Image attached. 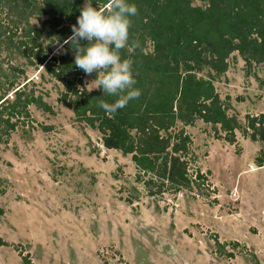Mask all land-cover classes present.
<instances>
[{"label": "rangeland", "instance_id": "obj_1", "mask_svg": "<svg viewBox=\"0 0 264 264\" xmlns=\"http://www.w3.org/2000/svg\"><path fill=\"white\" fill-rule=\"evenodd\" d=\"M21 1L0 0V103L19 89L20 99L39 97L51 111L29 105L14 129L0 124V238L7 242L0 264H22L21 255L33 264H264V143L236 130L229 145L216 138L218 126L177 121L172 132L189 139L184 159L193 183L154 192L135 180L128 155L105 149L100 134L59 101L62 84L20 55L27 25L40 30L48 56L64 52L43 25V2L24 8ZM226 62L223 74L207 67L195 74L212 82L226 115L243 127L246 115L264 114V61L246 64L232 52ZM95 75L83 72L76 87L95 91L88 85Z\"/></svg>", "mask_w": 264, "mask_h": 264}, {"label": "trees", "instance_id": "obj_2", "mask_svg": "<svg viewBox=\"0 0 264 264\" xmlns=\"http://www.w3.org/2000/svg\"><path fill=\"white\" fill-rule=\"evenodd\" d=\"M204 7L192 6L191 0H127L135 4L138 14L131 17L130 39L139 47L121 50V57L133 60L134 78L141 95L126 107L109 115L99 101L113 103L117 98L103 94L102 89L86 92L76 87L83 71L74 64L75 52L65 43L77 24L83 0H41L38 13L46 15L43 25L49 36L64 49L58 56H48L37 40L40 30L27 25L17 41L20 55L29 63L42 67L63 86L59 101L69 107L77 121L100 134L107 150L129 155L136 181L161 189L189 188L193 181L187 174L189 139L183 132H172L177 121L189 125L194 119L218 126L222 139L235 142V131L250 141L264 143V114L246 115L240 126L227 116L212 82L196 76L202 67L216 74L227 68L226 59L235 52L246 64L264 61V0H195ZM33 0H22L28 8ZM97 9L105 10L108 0H90ZM107 11V10H105ZM151 51H144L146 43ZM81 46H87L81 41ZM17 89L14 98L0 107V124L14 129L18 119H28L27 106L50 112L39 97L23 95ZM0 103V104H1ZM13 118L16 120L11 121ZM264 158V154L262 155ZM261 165L262 160H256ZM194 181L203 183L199 171ZM1 214V209H0ZM0 245L7 242L0 238ZM228 255H231L230 253ZM22 264H33L21 255Z\"/></svg>", "mask_w": 264, "mask_h": 264}, {"label": "clouds", "instance_id": "obj_3", "mask_svg": "<svg viewBox=\"0 0 264 264\" xmlns=\"http://www.w3.org/2000/svg\"><path fill=\"white\" fill-rule=\"evenodd\" d=\"M106 10L97 9L90 0H85L77 24L71 26L72 35L65 43L74 49L77 68L86 75L97 74L88 85L117 98L113 103L100 100L98 105L113 115L141 95L135 88L133 60L121 57L122 49L139 47L138 41L130 39L131 17L138 14V9L127 0H108ZM81 41H86L87 46H81Z\"/></svg>", "mask_w": 264, "mask_h": 264}, {"label": "crops", "instance_id": "obj_4", "mask_svg": "<svg viewBox=\"0 0 264 264\" xmlns=\"http://www.w3.org/2000/svg\"><path fill=\"white\" fill-rule=\"evenodd\" d=\"M114 151V150H113ZM129 156V155H128Z\"/></svg>", "mask_w": 264, "mask_h": 264}]
</instances>
